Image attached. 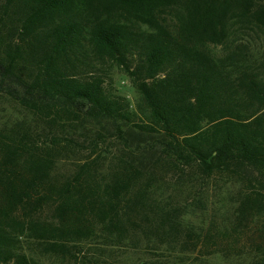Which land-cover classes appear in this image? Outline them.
Wrapping results in <instances>:
<instances>
[{"label":"trees","instance_id":"trees-1","mask_svg":"<svg viewBox=\"0 0 264 264\" xmlns=\"http://www.w3.org/2000/svg\"><path fill=\"white\" fill-rule=\"evenodd\" d=\"M0 97L27 112L0 127V264H149L115 252L137 237L207 248L159 168L245 183L225 236L264 222V0H0ZM107 136L123 155L101 170ZM246 259L264 264V237Z\"/></svg>","mask_w":264,"mask_h":264},{"label":"rangeland","instance_id":"rangeland-1","mask_svg":"<svg viewBox=\"0 0 264 264\" xmlns=\"http://www.w3.org/2000/svg\"><path fill=\"white\" fill-rule=\"evenodd\" d=\"M256 42L258 46L261 45V40ZM259 49L261 50V47ZM113 78L119 93L133 100L134 91L129 79L118 69L114 70ZM26 116V110L17 102L7 97H0V127L12 124ZM100 130L104 131L101 128ZM105 133L107 134L106 131ZM88 150L84 149L77 153L76 157H82ZM97 150L102 155L101 170L113 167L116 157L123 155L122 144L113 136H107ZM143 155L148 156L146 153ZM58 167L60 172L66 173L73 165L62 161ZM156 174L160 201H166L173 206H186L183 215L184 226L201 234L202 243L209 251L215 248L223 251L226 249L224 253L226 255L211 254L207 248L199 249L194 253H183L184 255L174 251L171 255L162 249L146 246L142 240H139L140 237H137L138 247L115 251L119 259H124L126 263L144 261L149 264H218L222 261L245 264L247 262L249 250L264 237V232L259 231L263 228L264 222L261 219H255L250 223L246 233L241 234L239 238L234 235L225 236L234 225L236 206L240 194L246 187L245 183L221 173L203 177L195 167L185 169L183 177H180L175 169L170 168L164 170L159 168ZM46 214L48 211H45L43 215ZM206 233H209L207 240L204 238ZM232 253L235 255L232 256Z\"/></svg>","mask_w":264,"mask_h":264}]
</instances>
